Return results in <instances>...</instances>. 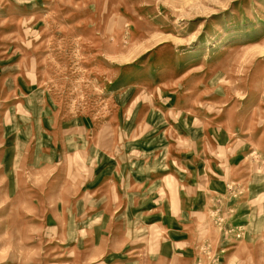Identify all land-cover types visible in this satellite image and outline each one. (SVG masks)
<instances>
[{
	"label": "rangeland",
	"instance_id": "obj_1",
	"mask_svg": "<svg viewBox=\"0 0 264 264\" xmlns=\"http://www.w3.org/2000/svg\"><path fill=\"white\" fill-rule=\"evenodd\" d=\"M251 230L264 0H0V264H218Z\"/></svg>",
	"mask_w": 264,
	"mask_h": 264
},
{
	"label": "crops",
	"instance_id": "obj_2",
	"mask_svg": "<svg viewBox=\"0 0 264 264\" xmlns=\"http://www.w3.org/2000/svg\"><path fill=\"white\" fill-rule=\"evenodd\" d=\"M241 226L244 228L253 227L249 221L240 222ZM256 227V226H255ZM243 243L246 244L245 249H239L236 245L230 246L229 249L220 251V256L217 254V258L220 257L218 264H264V251L253 247V242L258 241L261 238V242L264 239L263 232L260 231H250ZM218 251V252H219Z\"/></svg>",
	"mask_w": 264,
	"mask_h": 264
}]
</instances>
